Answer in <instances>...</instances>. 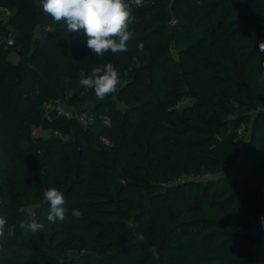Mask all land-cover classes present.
<instances>
[{
	"label": "trees",
	"instance_id": "trees-1",
	"mask_svg": "<svg viewBox=\"0 0 264 264\" xmlns=\"http://www.w3.org/2000/svg\"><path fill=\"white\" fill-rule=\"evenodd\" d=\"M39 2L0 0L26 35L0 43V214L16 226L0 264H264V0H144L127 51L103 57ZM34 25L50 30L30 44ZM109 62L127 83L101 101L80 73ZM59 95L93 120L46 114ZM51 187L68 209L56 224ZM30 211L46 227L25 235Z\"/></svg>",
	"mask_w": 264,
	"mask_h": 264
},
{
	"label": "clouds",
	"instance_id": "clouds-1",
	"mask_svg": "<svg viewBox=\"0 0 264 264\" xmlns=\"http://www.w3.org/2000/svg\"><path fill=\"white\" fill-rule=\"evenodd\" d=\"M143 2L144 0H40V7L53 23L62 22L66 25L69 34L82 32L87 38V48L94 55L103 57L108 52L115 54L127 51V42L133 38L129 26L136 22L132 9L133 6H142ZM137 48L139 52H143V43L137 45ZM259 48L264 52V42L259 44ZM133 65L135 68L141 67L136 58H133ZM124 76H127V72ZM79 83L85 90H94L96 98L102 101L107 96L115 98L119 86L127 81H122L120 72L109 62L93 68L90 75L86 76L81 72ZM118 106L123 107V104ZM44 199L49 204L47 221L50 224L63 222L68 212L63 192L57 187L48 188L44 192ZM71 215L79 219L83 213L79 209H73ZM28 217L29 219L19 221V229L25 235L45 229L46 225L35 218V211H30ZM6 231L9 235H15L16 226L9 225L8 218L0 214V238L5 236ZM4 250L3 244H0V252Z\"/></svg>",
	"mask_w": 264,
	"mask_h": 264
},
{
	"label": "rangeland",
	"instance_id": "rangeland-1",
	"mask_svg": "<svg viewBox=\"0 0 264 264\" xmlns=\"http://www.w3.org/2000/svg\"><path fill=\"white\" fill-rule=\"evenodd\" d=\"M40 6V2L37 4ZM17 14V8L13 7V8H10V7H7V6H4L2 4H0V24L4 25L7 29V32L4 33V34H0V43H5L7 46L8 45H12L14 43H16L18 40H21L22 39V44L25 43V33H23L22 31H20L13 23L14 21V15ZM48 31L50 29L47 28H43L42 26H38V25H34L32 30H31V39H30V44H34L36 41V38H39L41 37L42 35V31ZM30 33V29L27 31ZM12 43H10L11 41ZM20 47V46H17V48ZM9 58L13 61V63L17 64L20 60V55L17 51H11L9 53ZM70 93L72 92H68L64 95H70ZM69 96L67 98H69ZM66 97L63 96V103H62V106L65 107L66 111H72V109H70V107H67L66 104H65V100L66 102H68L69 100L67 99ZM87 105V103L85 104ZM85 107V106H84ZM43 108L45 109V113L46 114H50V112L52 111H55L56 113H58V111L56 110L55 107L51 106L50 104V101H45L43 103ZM0 119H2L0 117ZM104 119V123L106 124H109L110 123V118L108 116H104L103 117ZM30 126L29 128L31 129V132H32V135L34 137H38V136H44V138H52L56 135H59V132L55 133V130H52L51 128H48V127H43L41 124L42 122L41 121H35V122H30L29 123ZM249 126H250V123L249 125H247V132L246 134L243 136V139H244V143L246 144L247 140H248V130H249ZM106 142H108V140L105 138V137H102ZM245 144H244V147H245ZM244 150V148H243ZM259 231V227H257L256 229V236H255V240L257 238V233ZM254 244V243H253ZM0 257L2 258L1 254H0Z\"/></svg>",
	"mask_w": 264,
	"mask_h": 264
},
{
	"label": "built area",
	"instance_id": "built-area-1",
	"mask_svg": "<svg viewBox=\"0 0 264 264\" xmlns=\"http://www.w3.org/2000/svg\"><path fill=\"white\" fill-rule=\"evenodd\" d=\"M10 43H12V41ZM62 103H63V96L62 95H59L57 98H54L53 100L50 101L51 106L56 108V110L58 111V114H63V115H67V116L74 115L75 117H77L79 119V121H81L82 123H85V124H87L88 122L93 120L92 115H88L87 113H76L75 114L72 111H69V112L66 111L65 107L62 106ZM243 131H244V127L242 126L239 128L238 133L242 134ZM56 132L58 133V131H55V133ZM204 176L208 177V176H210V174L207 173Z\"/></svg>",
	"mask_w": 264,
	"mask_h": 264
}]
</instances>
